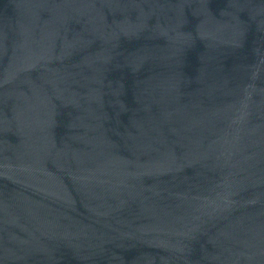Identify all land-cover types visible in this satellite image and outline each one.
<instances>
[{
	"label": "water",
	"instance_id": "water-1",
	"mask_svg": "<svg viewBox=\"0 0 264 264\" xmlns=\"http://www.w3.org/2000/svg\"><path fill=\"white\" fill-rule=\"evenodd\" d=\"M0 264H264V0H0Z\"/></svg>",
	"mask_w": 264,
	"mask_h": 264
}]
</instances>
